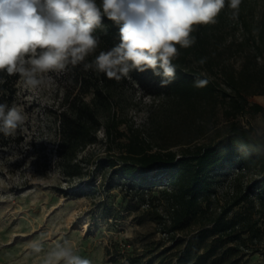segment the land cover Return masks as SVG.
Returning a JSON list of instances; mask_svg holds the SVG:
<instances>
[{
    "label": "rangeland",
    "instance_id": "374dc122",
    "mask_svg": "<svg viewBox=\"0 0 264 264\" xmlns=\"http://www.w3.org/2000/svg\"><path fill=\"white\" fill-rule=\"evenodd\" d=\"M248 4L254 7L251 13L256 19L261 0H242L240 6ZM231 11L226 6L219 14L221 56L213 65L201 64L193 56L187 64L217 83L215 95L193 106L184 102L175 106L166 95L153 98L136 86L121 85L117 102L112 104L115 116L122 119L120 135L105 138L102 129L98 130L97 141L79 153L85 167L80 178L69 179L61 170L57 114L72 98L80 96L88 102L91 94L73 85L69 66L58 77L52 74L56 87L40 97L20 78L13 104L23 108L27 119L14 136H6V144L0 143V264H39V258L29 254L31 241H43L47 251L65 239L91 264H112L115 254L122 264H128L126 257L130 256H140L139 264H176L186 240L211 227L221 214L235 220L241 235L235 241L224 235L219 242V252L229 246L237 250L224 264H264V200L254 185L260 176L257 167L250 165L238 177L234 167L215 173L204 212L172 229L174 203L167 180L145 188L113 174L106 165V159L117 157L131 134L130 125L154 149L183 146L193 150L215 143L230 121L249 128L254 136H264V117L250 107L258 104L264 109V46L246 39L241 18L233 20ZM228 73L241 77L246 85L241 92L246 97L245 108L239 112L231 108V94L236 97V93L229 89ZM60 190L83 193L66 195ZM241 193L247 196L233 205Z\"/></svg>",
    "mask_w": 264,
    "mask_h": 264
},
{
    "label": "trees",
    "instance_id": "16d2710c",
    "mask_svg": "<svg viewBox=\"0 0 264 264\" xmlns=\"http://www.w3.org/2000/svg\"><path fill=\"white\" fill-rule=\"evenodd\" d=\"M96 3L100 6L102 0H96ZM253 9L250 4L246 7L240 6L238 16L241 18L242 27L246 30V39L264 46V0H261L256 19L251 13ZM220 26L219 16L215 24L197 26V30L192 33L196 37L195 44L186 49L179 48L180 55L173 61L176 66V77L166 87L160 86L161 77L154 75L151 69L144 72L132 70L129 74L131 80L122 79L117 82L92 69L85 70L83 64L69 65L73 85L82 93L89 92L91 97L88 102H84L80 96L72 98L57 114V147L64 176L74 179L84 175V161L79 158V153L97 141L99 129H102L105 138H111L113 134L120 135L118 126L122 119L115 116L112 104L117 102L116 97L121 85L138 84L139 87L136 88L143 95L153 98L166 95L175 101V106L182 102L193 106L198 100L214 96L217 83L187 64L192 56L203 60L206 65H213L216 62L221 56ZM94 35L99 39V46L85 63H90L100 51L111 50L120 42L119 25L107 16H102V27L96 29ZM256 50L260 51L258 45ZM226 77L229 89L236 93V97L231 94L233 98L231 108L235 112L242 111L245 108L246 97L241 92L246 85L241 77L232 73H228ZM197 78L206 81L205 85L195 87L194 80ZM19 80L18 74L9 76L6 72H0V81H3L0 83V103L6 102L9 106L13 104L17 96ZM250 107L253 113L261 112L264 117L262 106L253 104ZM130 132L131 134L122 143L117 157H108L106 165L112 169L113 174L131 178L145 188L159 185L162 180H167L172 185L171 196L174 203L170 217L172 229L183 226L204 212L203 203L208 200L213 175L230 167L237 170V177L250 165L257 167L260 176L255 180L254 185L264 200V136L252 135L249 128L238 122L230 121L225 134L215 143L198 145L193 150L183 146L179 150L170 149L169 146L154 149L153 144L142 138L140 131L132 125ZM5 138L6 136L0 133V143L6 144ZM60 192L77 196L83 193V191L63 190ZM246 196L245 193L238 194L233 200V205L242 202ZM223 213L225 214L226 210ZM224 235L230 237L228 240L232 241L241 238L235 220L226 219L221 214L214 219L211 227L202 228L186 240L176 258V264H224L230 256L237 254L234 246L219 252L222 244L219 242H222ZM126 260L128 264H139L141 257L130 256L126 257ZM110 261L112 264H122L117 254L111 255Z\"/></svg>",
    "mask_w": 264,
    "mask_h": 264
},
{
    "label": "clouds",
    "instance_id": "9594fccd",
    "mask_svg": "<svg viewBox=\"0 0 264 264\" xmlns=\"http://www.w3.org/2000/svg\"><path fill=\"white\" fill-rule=\"evenodd\" d=\"M242 0H0V72L19 75L37 96L51 93L69 65L83 64L108 79L131 80L130 72L151 69L161 77V87L176 77L173 61L179 48L196 42L197 26L217 23L227 6L233 20L238 18ZM102 16L119 25V44L96 52ZM200 63H204L203 60ZM3 81H0L2 83ZM206 81L197 78L195 87ZM139 87L138 84H136ZM27 116L22 107L0 103V133L14 136ZM29 254L39 264H91L81 257L70 240L56 242L45 250L44 242L29 243Z\"/></svg>",
    "mask_w": 264,
    "mask_h": 264
}]
</instances>
